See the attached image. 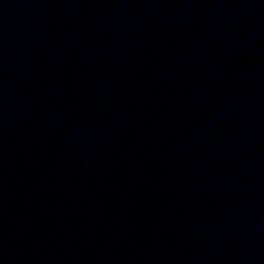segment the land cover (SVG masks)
Listing matches in <instances>:
<instances>
[{"label": "clouds", "instance_id": "1", "mask_svg": "<svg viewBox=\"0 0 264 264\" xmlns=\"http://www.w3.org/2000/svg\"><path fill=\"white\" fill-rule=\"evenodd\" d=\"M261 230H264V229H257L258 232L261 231Z\"/></svg>", "mask_w": 264, "mask_h": 264}]
</instances>
